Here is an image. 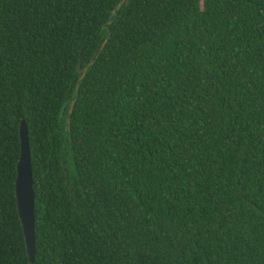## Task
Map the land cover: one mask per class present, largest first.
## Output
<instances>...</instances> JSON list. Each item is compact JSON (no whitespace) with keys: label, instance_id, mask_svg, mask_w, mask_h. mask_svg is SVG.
Masks as SVG:
<instances>
[{"label":"trees","instance_id":"obj_1","mask_svg":"<svg viewBox=\"0 0 264 264\" xmlns=\"http://www.w3.org/2000/svg\"><path fill=\"white\" fill-rule=\"evenodd\" d=\"M121 1L0 0V264H264V0Z\"/></svg>","mask_w":264,"mask_h":264},{"label":"water","instance_id":"obj_2","mask_svg":"<svg viewBox=\"0 0 264 264\" xmlns=\"http://www.w3.org/2000/svg\"><path fill=\"white\" fill-rule=\"evenodd\" d=\"M126 0H122L113 15L122 7ZM112 22V21H111ZM110 22V23H111ZM107 40L102 44L101 49L105 47ZM79 72L82 73L80 81L85 76L87 69L82 68V61L79 62ZM79 87V86H78ZM75 101L71 104L70 114L73 113ZM21 136V158L18 162V176L16 179V196L19 215L23 224L25 239L30 262H34L36 256V193L34 189L33 165L31 157V148L29 140V129L25 119L20 123Z\"/></svg>","mask_w":264,"mask_h":264}]
</instances>
